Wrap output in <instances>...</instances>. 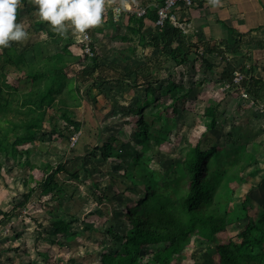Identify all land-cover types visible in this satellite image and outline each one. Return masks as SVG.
<instances>
[{
    "label": "trees",
    "instance_id": "obj_1",
    "mask_svg": "<svg viewBox=\"0 0 264 264\" xmlns=\"http://www.w3.org/2000/svg\"><path fill=\"white\" fill-rule=\"evenodd\" d=\"M22 6L25 14L36 12L32 0H22L17 20L21 17ZM124 13L125 16L120 18L124 17L122 34L118 35L116 27H113L114 37L132 42L125 49L128 55L123 60H128L129 54L137 55L138 45L140 48L151 47V56L164 55L173 63L172 67H182L183 73L184 67L195 60H202L207 69H212V62L205 57L217 54L225 59L220 82L242 88L257 108L264 103V79L255 75L257 64L251 63V60L247 64L243 57L240 65L236 66L231 61L238 58L235 47H223L221 43L202 39L193 40L169 19L162 28H156L154 6H147L143 16L134 12ZM31 25L44 31L59 48L46 51L43 41H36L24 50L16 48L12 41L9 46L0 48V169L29 164L28 153L31 150L28 147L40 137V133L43 134V126L48 119L55 118L61 122L50 129L51 135L71 139V135L82 127L74 109L84 100L95 101L91 88L99 87L103 91V87H107L108 93L111 91L112 81L102 75L104 64L99 60L101 55L98 56L97 50L92 47L93 56L82 52L75 54L70 37L55 32L51 24L42 21L39 15L32 18ZM229 53L232 54L231 60L225 56ZM145 57L144 64L129 67L121 77L118 74L114 78L118 84L131 79L127 82L129 87L142 88L134 101L124 108L125 122H134L135 127L132 147L126 150L130 168H126L123 174L131 182L130 187H142V193L136 194L131 205L115 212L112 223L105 228L112 244L109 246L103 241L98 244L96 261L99 264H171L191 241L210 242L227 226L245 220V225L234 238L215 246L219 256L217 264H264V206L258 205L254 217L249 213L247 204L250 199L247 194L240 207L234 208L230 204L234 195L230 187L232 177H236L240 187L248 190L263 186L264 176L257 184L250 180L257 176L260 168L256 150L249 141H245L237 147L230 146L229 150L218 151L216 145L203 148L199 139L187 147L182 158L171 160L167 157L164 167L158 164L153 167L155 159L151 144L162 148V145L170 143L169 137L178 126L184 103L197 97L194 89L203 86V79L186 82L187 85L176 82L171 75L165 80L157 79L152 77L153 70L157 68L154 61ZM71 69L72 75L69 73ZM11 70L19 72L30 83L26 90L20 91L7 81V73ZM235 72L241 75L237 84L233 81ZM178 73L180 75V70ZM157 102L159 106H154ZM170 108L172 114L168 116ZM223 111L220 101L207 100L201 114L203 135L219 128ZM114 141L112 137L107 138L88 154L98 151L103 161L119 159V148H115ZM9 161L11 165H7ZM44 170L45 176L38 183L41 194L50 195L49 198L56 200L58 205L51 217L53 231L45 236L52 243L62 246L81 233L71 228V222L80 220L79 216L70 213L64 206L70 196L53 178V172L69 169L64 162H59L55 167L48 164ZM214 173L217 174L216 180L212 182L210 176ZM27 180L28 177L23 182L27 183ZM32 193L33 188L23 193L18 205L24 206ZM106 196L101 193L99 199L105 200ZM0 214V222L5 225L14 216L1 209ZM82 222V229L90 228L89 223ZM39 255L46 259V253L39 252Z\"/></svg>",
    "mask_w": 264,
    "mask_h": 264
},
{
    "label": "rangeland",
    "instance_id": "obj_2",
    "mask_svg": "<svg viewBox=\"0 0 264 264\" xmlns=\"http://www.w3.org/2000/svg\"><path fill=\"white\" fill-rule=\"evenodd\" d=\"M37 15V12H33L32 15L25 14L22 9L21 17L17 21L23 23L29 35L23 41H12L13 44L19 50H24L29 49V46L36 41H43L46 51L57 50L59 45L44 31L31 25L32 18ZM123 23V20L112 22L118 35L122 34ZM107 28V25L94 26L90 34L91 46L97 50L98 56L101 55L99 60L104 64L102 75L112 81L111 91L108 93L107 87H103V91L99 87H93L91 93L95 96V101L84 100L74 109L76 119L82 122L80 131L71 135L77 137L76 141L73 143L70 138L63 139L51 135L50 129L61 122L59 123L55 118L48 119L43 126V134L40 133V137L28 147L31 150L28 153L30 165L24 167L12 165L0 169V209L14 215L7 225L0 222V264H99L96 261L98 244L102 241L109 246L112 244L111 237L105 233V228L112 223L115 212L120 211L125 205H131L136 194L142 193V187L133 185L130 187L131 182L123 175L125 169L129 167L126 150L132 147L134 140L132 133L135 127L134 122L130 124L125 122L124 108L134 101L142 88L129 87L127 82L131 79L127 78V82L124 80L118 84L117 79L114 78L118 74L121 77L123 71L126 72L129 67L135 68L144 64L145 56L151 57L157 67L153 70L152 77L165 80L171 75L176 82H183L185 85L186 82L204 80L202 87L194 89L197 97L184 103L178 126L169 137L170 143L162 145V148L151 144L155 159L152 166L156 167L157 164L163 166L167 157L171 160L182 158L187 147L194 145L199 139L203 148L216 145L218 151L229 150L230 146L237 147L249 141L256 150L255 154L260 166L257 176L250 180L257 184L264 176V103L262 107L257 108L249 98H246L242 88L232 85L227 87L220 82V72L225 65V59L217 54L206 55L205 58L213 64L212 69H207L202 60H195L184 67L182 73V67H172L173 63L166 60L164 55L151 56V47L140 48L138 45L137 55L129 54V59L123 60L128 55L125 49L131 46L132 42L117 39L116 36L114 37L113 27L111 33ZM96 32L100 34L99 37ZM65 36L74 39V33L70 28ZM74 44L77 45L75 47L79 46L78 43ZM244 55L247 57V63L249 60L257 63L255 75L264 79V60H253L249 54ZM107 56H110V60ZM198 56H200L199 52ZM231 61L236 66L241 62V60ZM69 73L72 75L73 70H69ZM6 78L20 91L30 86V83L17 71H8ZM208 99L220 101L224 114L219 128L203 135L201 114ZM154 106H159V102ZM167 114L171 116V108L168 109ZM228 132H231V136H227ZM110 137L115 140L113 142L115 148H119V159L110 158L103 161L98 151H93L92 155L88 154L95 145L101 144ZM59 162H64L69 170L55 171L53 178L70 196L64 206L70 213L79 216L80 220L71 222L72 230L81 231L75 239L67 241L62 246L52 243L46 237L53 231L51 217L56 213L58 205L56 200L49 198L50 195L41 194V186L38 184L45 176L44 168L48 164L55 167ZM11 164L9 161L7 165ZM216 175L214 173L210 176L212 182H215ZM27 177V183H24L23 179ZM232 178L230 187L234 190V195L230 204L234 208L240 207L241 200L247 194L250 199L247 204L250 208L249 213L255 217L258 205L264 206V183L263 186L261 184L248 190L239 186L236 177ZM29 188H33V193L26 204L20 207L18 204L22 200V194ZM101 193L107 194L105 200L99 199ZM82 221L89 223L90 228L82 229ZM245 222L243 220L227 226L210 242L191 241L171 264H217L219 256L215 246L227 242L229 238H234ZM88 251L90 253H87ZM39 252L46 253V259H43Z\"/></svg>",
    "mask_w": 264,
    "mask_h": 264
},
{
    "label": "crops",
    "instance_id": "obj_3",
    "mask_svg": "<svg viewBox=\"0 0 264 264\" xmlns=\"http://www.w3.org/2000/svg\"><path fill=\"white\" fill-rule=\"evenodd\" d=\"M111 1L120 6L135 8L153 6L161 0ZM22 9L23 6L21 11ZM172 13L187 26L186 33H189L187 35L193 40L202 39L210 43H221L223 47L233 46L238 49L237 60H242L243 57L247 60L244 54H249L253 60H264V0H219L216 6H213L210 0H194L193 5L189 7L178 4ZM122 16H125V13ZM122 20L124 22V17ZM112 22L111 19H103L101 26L107 25V31L111 33V28L115 27L112 26ZM96 35L99 37L100 34L96 32ZM70 39L79 45L75 47L77 45L71 43L72 51L75 54L81 53V34L74 33V39L71 36ZM231 57L232 54L227 55L230 60Z\"/></svg>",
    "mask_w": 264,
    "mask_h": 264
},
{
    "label": "clouds",
    "instance_id": "obj_4",
    "mask_svg": "<svg viewBox=\"0 0 264 264\" xmlns=\"http://www.w3.org/2000/svg\"><path fill=\"white\" fill-rule=\"evenodd\" d=\"M213 6L219 0H210ZM22 0H0V47L10 41H23L29 33L17 21V10ZM42 21H48L53 30L67 35L69 28L76 34L87 35L86 30L103 23L105 0H32Z\"/></svg>",
    "mask_w": 264,
    "mask_h": 264
},
{
    "label": "built area",
    "instance_id": "obj_5",
    "mask_svg": "<svg viewBox=\"0 0 264 264\" xmlns=\"http://www.w3.org/2000/svg\"><path fill=\"white\" fill-rule=\"evenodd\" d=\"M181 4L184 7H189L192 5V0H163V2L160 4H154V8L156 10V19L154 21V26L156 28H162L166 22L167 19L170 20V22L174 26H178L182 28L186 32L187 26H185L182 22H180L174 14H172V10L178 5ZM134 12L138 16L145 15L147 11V6H136L135 8L127 7V6H120L111 0H105V10L103 13V19H111L113 22H118L120 18L123 15V12ZM92 28V27H91ZM91 28L87 29V35L84 36L81 34V49L82 53L87 56H93L94 51L92 49V38H91ZM199 53H201V49L199 50ZM241 75L237 72H235V76L233 78V81L235 84L238 83ZM225 86L229 87L230 85L226 84ZM242 90V89H241ZM240 90V91H241ZM244 92V90H243ZM242 93V92H241ZM246 98H247V93ZM263 104H261L260 107H262ZM75 135V134H74ZM78 135V134H77ZM71 139L73 140V143L76 141V136H71Z\"/></svg>",
    "mask_w": 264,
    "mask_h": 264
}]
</instances>
